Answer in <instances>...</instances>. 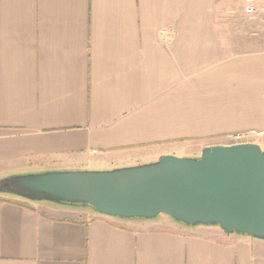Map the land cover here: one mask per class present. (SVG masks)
<instances>
[{
  "label": "crops",
  "instance_id": "crops-1",
  "mask_svg": "<svg viewBox=\"0 0 264 264\" xmlns=\"http://www.w3.org/2000/svg\"><path fill=\"white\" fill-rule=\"evenodd\" d=\"M250 130L264 131V0H0V186L199 158ZM0 264H264V238L2 189Z\"/></svg>",
  "mask_w": 264,
  "mask_h": 264
},
{
  "label": "water",
  "instance_id": "water-1",
  "mask_svg": "<svg viewBox=\"0 0 264 264\" xmlns=\"http://www.w3.org/2000/svg\"><path fill=\"white\" fill-rule=\"evenodd\" d=\"M2 189L30 199L88 205L123 219L166 215L188 226L264 238V153L257 144L210 146L194 160L111 172H62L19 177Z\"/></svg>",
  "mask_w": 264,
  "mask_h": 264
},
{
  "label": "built area",
  "instance_id": "built-area-1",
  "mask_svg": "<svg viewBox=\"0 0 264 264\" xmlns=\"http://www.w3.org/2000/svg\"><path fill=\"white\" fill-rule=\"evenodd\" d=\"M247 15L255 13L253 6H248L245 10ZM163 34V32H161ZM264 137V131L250 130L243 133L233 134L227 137L225 146H236L243 144H257Z\"/></svg>",
  "mask_w": 264,
  "mask_h": 264
},
{
  "label": "rangeland",
  "instance_id": "rangeland-1",
  "mask_svg": "<svg viewBox=\"0 0 264 264\" xmlns=\"http://www.w3.org/2000/svg\"><path fill=\"white\" fill-rule=\"evenodd\" d=\"M260 144H262V141L259 142ZM261 149V148H260ZM261 151L264 153V147L263 149H261ZM182 158H185V159H191V160H194L196 158L197 153H193V152H184V153H181ZM149 165L150 163H148V161H141V163H139L138 165L136 166H144V165ZM64 173V172H103V171H99V170H89V171H82V170H60V169H53V171H48V172H43V173H37L35 171H31V172H26V173H21L20 175H16V176H27V175H36V174H44V173ZM9 178H12V177H9ZM4 180V179H3ZM0 182H2V179H0ZM10 197V196H8ZM6 199H9V198H6ZM10 199H13L12 197H10Z\"/></svg>",
  "mask_w": 264,
  "mask_h": 264
}]
</instances>
